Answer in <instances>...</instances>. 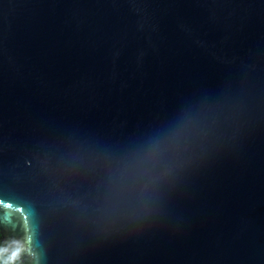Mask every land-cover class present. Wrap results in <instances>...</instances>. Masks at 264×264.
<instances>
[{
  "label": "water",
  "instance_id": "obj_1",
  "mask_svg": "<svg viewBox=\"0 0 264 264\" xmlns=\"http://www.w3.org/2000/svg\"><path fill=\"white\" fill-rule=\"evenodd\" d=\"M0 233L264 264V0H0Z\"/></svg>",
  "mask_w": 264,
  "mask_h": 264
},
{
  "label": "clouds",
  "instance_id": "obj_2",
  "mask_svg": "<svg viewBox=\"0 0 264 264\" xmlns=\"http://www.w3.org/2000/svg\"><path fill=\"white\" fill-rule=\"evenodd\" d=\"M30 237L11 239L0 244V264H22V257L29 253Z\"/></svg>",
  "mask_w": 264,
  "mask_h": 264
},
{
  "label": "trees",
  "instance_id": "obj_3",
  "mask_svg": "<svg viewBox=\"0 0 264 264\" xmlns=\"http://www.w3.org/2000/svg\"><path fill=\"white\" fill-rule=\"evenodd\" d=\"M8 240H10V239H6V240H4V239L2 238V235L0 234V244H3L4 242H6V241H8ZM22 264H23V259H22Z\"/></svg>",
  "mask_w": 264,
  "mask_h": 264
},
{
  "label": "flooded vegetation",
  "instance_id": "obj_4",
  "mask_svg": "<svg viewBox=\"0 0 264 264\" xmlns=\"http://www.w3.org/2000/svg\"><path fill=\"white\" fill-rule=\"evenodd\" d=\"M0 234H1V233H0ZM1 235H2V238H3L4 240H6V239H10V240L13 239V238H10V237H5V238H4L3 234H1ZM20 239H21V238H20ZM24 256H25V255H24ZM24 256L22 257V259L24 258ZM23 263H24V261H23Z\"/></svg>",
  "mask_w": 264,
  "mask_h": 264
}]
</instances>
